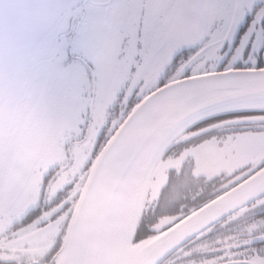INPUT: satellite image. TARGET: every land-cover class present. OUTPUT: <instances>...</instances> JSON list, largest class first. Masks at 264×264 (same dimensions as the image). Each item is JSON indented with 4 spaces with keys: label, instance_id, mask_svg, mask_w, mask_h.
Instances as JSON below:
<instances>
[{
    "label": "snow or ice",
    "instance_id": "snow-or-ice-1",
    "mask_svg": "<svg viewBox=\"0 0 264 264\" xmlns=\"http://www.w3.org/2000/svg\"><path fill=\"white\" fill-rule=\"evenodd\" d=\"M0 264H264V0H0Z\"/></svg>",
    "mask_w": 264,
    "mask_h": 264
}]
</instances>
